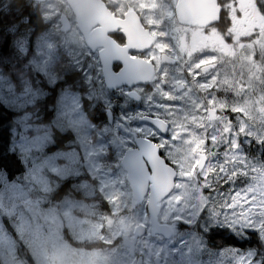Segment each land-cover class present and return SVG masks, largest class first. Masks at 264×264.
Returning <instances> with one entry per match:
<instances>
[{"label": "flooded vegetation", "instance_id": "af4514ba", "mask_svg": "<svg viewBox=\"0 0 264 264\" xmlns=\"http://www.w3.org/2000/svg\"><path fill=\"white\" fill-rule=\"evenodd\" d=\"M23 1L42 14L47 31L39 39L48 36L51 43L49 84L43 95L53 97L48 105L46 156L65 153L73 157L69 171L56 174L47 170L49 191L36 183L39 206L61 208L67 202L78 217H85L83 206L94 207L95 216H99L103 211L98 201L102 198L114 218L128 216L137 207H143L148 216L147 222L136 224L147 229L137 240L135 225L132 232L114 236L118 247L111 251L80 250L78 257L89 255L94 260L93 255L95 264H103L97 256L115 251L120 256L123 250L130 258L127 264H135L140 258L143 264H188L189 260L193 264H229L220 253L226 247L232 248L230 243L224 241V235L216 237L218 232L211 234L217 225L230 229L228 223L220 219L212 222L208 219L210 211L194 219H163L174 189L160 200L159 216L161 223L172 227L173 235L167 239L154 234L148 214L153 182L144 176L145 193L137 199L124 160L140 157L143 175H152L157 149L158 156L175 168L172 158L190 147L187 142L193 137L205 141L202 150L207 165L225 163L232 139L238 141L239 153L248 158L247 144L261 141L248 137L247 104L252 102L255 118L251 117L250 122L258 130L264 111V0ZM180 5L182 11L203 10L210 17L203 24L183 23L178 18ZM46 14L50 15L48 20ZM254 29L258 31L248 34ZM235 32L243 34L235 40ZM237 44L239 55L229 54ZM65 49L75 58L72 64L65 62ZM84 55H88L87 61ZM68 96L77 101L71 113L66 110ZM62 98L63 116L59 113ZM200 117L201 123L191 122ZM150 119L161 120L164 127ZM241 125L246 131L240 130ZM213 136L219 137L218 142H213ZM131 151L135 153L128 156ZM58 163L63 165V159ZM227 167L232 169L231 164ZM217 176L209 177L214 189L207 193L209 197L233 190L229 187L232 177ZM180 180L177 175L176 181ZM58 190L65 192L63 204L50 207L49 201ZM106 192L119 197L118 209L107 202ZM155 194L163 196V192ZM198 221L203 222L199 231L187 229L189 223ZM247 233L237 239L240 246L236 249L245 250ZM177 236L191 238L197 247L200 244V256L187 253L186 244L167 255L165 244L178 242ZM133 240L132 255L127 245ZM146 243L157 244L160 250L151 254L143 248Z\"/></svg>", "mask_w": 264, "mask_h": 264}, {"label": "snow or ice", "instance_id": "6c2138e0", "mask_svg": "<svg viewBox=\"0 0 264 264\" xmlns=\"http://www.w3.org/2000/svg\"><path fill=\"white\" fill-rule=\"evenodd\" d=\"M215 103V101H213ZM77 101L74 97L68 96L66 102V110L71 113L76 107ZM237 112H242L243 109H233ZM107 118L105 114V119ZM231 131L230 128L226 129ZM241 131H246V128L241 125ZM213 142L216 143L219 137L213 136ZM190 147L174 156L173 163L176 167L172 168L163 161H160L158 165L154 164L151 169L152 175L151 180L153 181L154 189L163 181L167 180L169 187L175 190L172 195L170 206L175 212L179 213L190 206L195 212L204 213L211 212V218L215 219L217 213L215 209H209L208 205L211 198L207 195L210 191H213L212 184L209 183V177H216L217 174H224L226 178H230L236 175H240L237 171V167L242 168L246 163V158L243 160L240 156L233 152L232 155L225 153V163L218 164L215 166L207 165V156L202 150V146L205 144L203 139L193 137L187 142ZM264 144V140H261ZM232 148L237 152L239 151L240 145L238 141L232 143ZM63 159L64 163L61 165L58 163L59 160ZM73 163L72 154L57 153L54 156L48 157L43 165L35 166L31 170V176L35 183L42 186L43 191H49L48 181L44 175L45 169L50 170L53 173L60 174L70 170V165ZM232 164L231 170L228 169L227 165ZM124 167L128 172V177L132 181V188L134 196L138 199L145 192L144 186V175L143 165L140 157L130 156L125 158ZM257 172L261 174L259 191L264 193V169H257ZM179 175L181 178L180 182L176 181V177ZM0 183L8 185L7 177L0 173ZM14 192L20 191L15 184L10 185ZM104 187L102 182V188ZM257 190L256 185H251L246 191H251L253 195ZM107 196V202L111 203L113 208H116L119 197H113L105 193ZM24 198L22 193L21 197ZM240 195L230 198L228 201L229 205H234L240 199ZM255 202V201H254ZM264 203V200L261 201ZM40 200H28L24 198V208L31 214V217L35 218L40 216L42 213L39 210ZM82 211L87 216H95L94 207L83 206ZM44 219L49 223V231L45 234L39 224H34L29 216L25 215L23 209H18L16 204L5 205L0 203V255L7 254L9 257L12 256L15 249L16 236H27L29 239L26 241L34 248V251L39 253L42 258L43 264H95L94 260H84L82 257L78 259V253L75 249L70 248L60 240L59 231L63 227V223L60 219V214L55 210H49L48 213L43 214ZM64 221L67 222L68 226L77 232L80 236H88L98 234L99 230L103 225L99 222L89 220L86 218L78 217L72 211V206H66L62 212ZM4 217L8 219L9 226L5 227ZM107 221V225L110 229H115L113 235L120 233L126 234L130 232L132 225L128 219L117 215L115 219L110 216L101 217ZM180 217L177 216V219ZM167 220V215L165 216ZM87 225V227H85ZM140 227V225H136ZM219 227V225H217ZM264 229V225L260 226ZM218 234L224 235L227 240L236 239L237 234L232 232L229 228L221 229ZM251 235L257 238L256 242L264 245V230L252 229ZM221 256L231 255L232 260L229 264H256V253L253 249H248L246 255L234 248H224L220 253Z\"/></svg>", "mask_w": 264, "mask_h": 264}, {"label": "rangeland", "instance_id": "374dc122", "mask_svg": "<svg viewBox=\"0 0 264 264\" xmlns=\"http://www.w3.org/2000/svg\"><path fill=\"white\" fill-rule=\"evenodd\" d=\"M49 7V5H47ZM51 7V6H50ZM46 19L50 17V15H45ZM257 19L259 18L258 15L256 17ZM260 19V18H259ZM258 29H254L248 34L257 32ZM243 33H237L235 32L234 38L235 40L241 37ZM229 54L232 55H239V48L238 44L232 46L229 51ZM49 55L51 56V43L48 40V36H43L40 40L39 46L37 48L36 52V59L34 61L35 66L37 69L44 75H48V67H49ZM12 86L8 84V82L1 76L0 74V93H8L12 90ZM39 97V93L37 91L33 90H28L23 94L22 100L25 104H29L30 102H33L36 98ZM252 102H248L247 104V115L249 116V121L247 124V131H248V137L250 138L251 136H255L259 140L264 139V111H263V121L260 123V127L258 130L254 129L251 125L250 118L252 119L255 118V114L251 111V105ZM59 113L63 116L64 114V102L63 98L60 100L59 104ZM203 117L200 118H194L191 119V122L197 121L198 123H201ZM59 127H61L59 125ZM74 129H77L76 127ZM28 130L29 127L27 126H21L16 129L15 131V139H14V144L15 147L18 148L20 151H22L25 155V163L27 166V178L34 182L33 177L31 176V170L35 166L43 165V163H40L36 153L45 146L47 143L48 136L47 134H43L40 137L36 138H30L28 137ZM45 144L43 145V143ZM235 142L234 139H232V143ZM233 152H236V155L240 156L241 159L243 160L245 157H243L239 151L237 152L234 148H232L231 152L229 155H232ZM232 168L235 167L232 165ZM257 169H264V162L263 161H253L248 158H246V163L242 168L237 167V171L240 173V175H236L232 177V184L231 186L233 187V190L230 191L229 193H217L214 196H211V201L208 205L210 209H215V212L217 213V217L215 219L211 218V212L208 216V219L214 222V220L220 219L222 222L228 223L230 226H239L240 229L243 230H252V229H258V230H264L261 229L260 226L264 225V203H261L262 200H264V193H261L259 189L260 185V177L261 174L257 172ZM237 177H241L244 180V185L236 187L233 179H236ZM35 183V182H34ZM251 185H256L257 190L255 194L251 191H246L247 189L250 188ZM20 191L14 192L10 185L3 186L0 189V203H5L9 202V204H12L11 200L12 199H28V194L27 192L20 186L16 185ZM21 193L24 198L21 197ZM237 194L240 195V199L236 202L234 205H229L228 201L230 198L236 197ZM34 201V200H33ZM255 201V202H254ZM171 202V201H170ZM170 202L168 205L164 207V212L165 214L162 216L163 219L165 220V216L167 215V221L177 219V216L181 218H187L189 219L190 217H193V219L197 216H199L200 213L195 212L193 208L190 206L188 209L182 211V212H175L174 209L170 206ZM18 204V203H17ZM16 204V205H17ZM18 209H23L25 212V215L29 216L30 219H33L31 217V214L27 211L26 208L20 206L19 204L17 205ZM65 206H62L61 208H52L51 210H55L58 214H61L64 210ZM115 209H118L116 206ZM40 212L42 213L40 216L37 217H43V214H46L49 212V210H43L39 207ZM122 217H125L128 219L129 223L132 225L130 232H132L134 226L138 223H143L147 222L148 216L146 213H144V208L143 207H137L134 212L131 214L127 215H121ZM10 223V222H9ZM87 227V225H85ZM109 228V226L107 225ZM110 229V228H109ZM115 229H110V234L114 238L116 235H120V233H117L113 235V232ZM128 232V233H130ZM126 233V234H128ZM95 235H88V236H81L82 238H89V237H95ZM100 236V235H99ZM180 237V240L177 242L172 241V243H166V252L167 255L172 254L173 249H177L180 247L182 244H186L187 246V252L192 255L193 253L196 254V256H200L201 254V245L199 244L198 247L196 244H193L191 241V238L188 237H182V236H177V238ZM182 237V238H181ZM149 251V253H158L160 250L159 245L157 244H144V247ZM242 254L246 255V252H243ZM92 255V254H91ZM83 258L84 260H92L89 255H81L78 257ZM93 259L95 260L96 256H93ZM225 257V256H224ZM98 259L102 260L105 264H127L130 262V258H128V255L124 253L122 250V254L119 256V254H116V251L104 255V256H97ZM226 258L231 261L232 256L231 255H226ZM256 259V258H255ZM169 264V263H167ZM188 264H193L192 260L188 261ZM256 264H260L259 261L256 260Z\"/></svg>", "mask_w": 264, "mask_h": 264}, {"label": "trees", "instance_id": "16d2710c", "mask_svg": "<svg viewBox=\"0 0 264 264\" xmlns=\"http://www.w3.org/2000/svg\"><path fill=\"white\" fill-rule=\"evenodd\" d=\"M25 3L23 0H0V74L12 88L19 85V91L22 93L31 89L46 91L48 89L46 80L37 73L33 65L34 46L36 44L34 42L35 40L38 41L40 35L46 30L45 21L41 13L32 10ZM52 100L53 97L48 96L26 104V110L32 113V118L28 120V124L32 125L29 127L28 137H35V127L40 128L41 131L48 130V116L50 114L48 105L52 103ZM14 115H16L15 112L10 111L4 104L0 103V173L7 177L9 173L18 170L22 160L26 167V173L21 177L23 183L12 184L20 185L27 192L28 200L33 201L37 195V185L27 178L25 155L14 144L15 131H10L12 128L10 121ZM18 127L19 125H16V129ZM247 145L248 159L264 162V144L261 141H253ZM46 155L42 151L39 158L43 159ZM229 182V187H231L232 181ZM233 182L236 187L244 185V180L241 177L233 179ZM12 184L0 183V189ZM11 202L24 207V199H12ZM4 204L9 205V202ZM3 219L5 227H8V219L6 217ZM215 228L218 229L216 232L220 231L218 227ZM238 232H235L237 234L236 239L227 240L224 237V241L230 243L232 248L240 246L237 242ZM216 237L219 238L220 235L217 234ZM256 240L257 238L252 236L251 231H249L246 235L244 248L246 251L253 249L256 253V260L260 264H264V245L257 243Z\"/></svg>", "mask_w": 264, "mask_h": 264}, {"label": "clouds", "instance_id": "9594fccd", "mask_svg": "<svg viewBox=\"0 0 264 264\" xmlns=\"http://www.w3.org/2000/svg\"><path fill=\"white\" fill-rule=\"evenodd\" d=\"M75 26V25H74ZM81 53L84 52V50H80ZM84 60H88V55H84ZM64 59L67 64H72L74 61V56L69 52L67 49L64 50ZM52 87H55L53 85ZM20 86L16 85L15 88H13L8 93H0V103L4 104L5 107H7L10 111H13L16 113L12 117V120L10 121L12 128L10 131H16V125L21 126H27L32 127V125L28 124V120L32 118V113L28 112L27 105L23 102L22 97L23 93L19 91ZM26 173V167L24 165V162L21 160L18 170H16L13 173H9L7 175V181L8 184L12 183H23L21 180V177ZM71 185H69V188ZM65 192L63 191H57L54 195L52 200L49 201V206L63 204L64 201ZM98 203L100 204L101 208L103 209V212L99 216L94 217H82L86 219H91L95 222H99L103 225V227L99 230V235L103 237H107L106 240L102 239H95L91 240L88 238H82L77 232L73 231L72 228H70L66 221L63 219V215L61 214V222L63 223V227L60 228L59 236L60 240L68 245L70 248L75 249L77 252L80 250L84 251H93V250H104L108 249L111 251L112 249L118 247L117 240L118 238H113L110 234V229L107 227V221L103 220L101 217L103 216H110L113 219L114 216L111 213L110 209L107 207L105 202L102 200V198L99 199ZM104 213H107L105 215ZM34 224H39L41 227V230L47 234L49 231V223L43 218V217H35L32 219ZM183 226V225H182ZM203 227V222L198 221L197 224H191L189 223L187 225L188 230H196L199 231ZM218 231V229H213L211 234H215V232ZM29 238L27 236H16V244L14 253L11 257H9L7 254L0 255V264H43L42 258L34 251V248L30 246L29 243L26 241Z\"/></svg>", "mask_w": 264, "mask_h": 264}, {"label": "water", "instance_id": "95a60500", "mask_svg": "<svg viewBox=\"0 0 264 264\" xmlns=\"http://www.w3.org/2000/svg\"><path fill=\"white\" fill-rule=\"evenodd\" d=\"M40 1H43V0H40ZM178 14H179V18L182 22L193 23V24L206 23V21L210 17L209 14L207 12H204L203 10H196L193 12L182 11L181 5L179 8ZM133 153H135V151H131L127 155L130 156ZM160 161H163L165 164H167L164 159H162L161 157L158 156V150L156 149L155 155H154V162L156 165H158ZM144 176H147V179L149 181L153 182L150 178L151 175L147 174ZM128 179H129V177H128ZM129 181L131 182V185H132V181L130 179H129ZM172 190L173 189H171L169 187L167 180H163L155 189L153 187V193L154 194H151V203L149 204V207H148V211L151 215V225L153 227V232L165 233L168 236L171 233L169 228L167 226L159 224L157 217H158L160 209H161V205L159 204L160 200L163 197L169 195ZM157 192H163V196H156L155 193H157ZM143 230H144V227H142V226L138 227L137 232H136V236L137 237L140 236L142 234ZM138 264H141V261Z\"/></svg>", "mask_w": 264, "mask_h": 264}, {"label": "bare ground", "instance_id": "6f19581e", "mask_svg": "<svg viewBox=\"0 0 264 264\" xmlns=\"http://www.w3.org/2000/svg\"><path fill=\"white\" fill-rule=\"evenodd\" d=\"M157 218H159V217H157Z\"/></svg>", "mask_w": 264, "mask_h": 264}]
</instances>
